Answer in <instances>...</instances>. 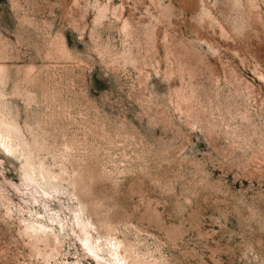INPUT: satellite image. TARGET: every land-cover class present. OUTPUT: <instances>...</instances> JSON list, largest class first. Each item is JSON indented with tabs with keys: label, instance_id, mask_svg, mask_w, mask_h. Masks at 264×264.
Returning <instances> with one entry per match:
<instances>
[{
	"label": "rangeland",
	"instance_id": "1",
	"mask_svg": "<svg viewBox=\"0 0 264 264\" xmlns=\"http://www.w3.org/2000/svg\"><path fill=\"white\" fill-rule=\"evenodd\" d=\"M115 241L264 264V0H0V264Z\"/></svg>",
	"mask_w": 264,
	"mask_h": 264
},
{
	"label": "bare ground",
	"instance_id": "2",
	"mask_svg": "<svg viewBox=\"0 0 264 264\" xmlns=\"http://www.w3.org/2000/svg\"><path fill=\"white\" fill-rule=\"evenodd\" d=\"M54 219V218H53ZM79 225H81L82 226V228L85 230V237L83 238V243H84V245H85V249H87L88 251H89V253H90V256H91V254L93 255V256H95V258L96 257H100V255H99V251H97V249H98V247H100L99 245L98 246H96L95 245V243H94V241H92L91 240V231H88L89 229L88 228H94L95 230H96V226H94V224L91 222V221H85V219L83 220H79ZM48 228V227H47ZM49 229V228H48ZM40 230H42L43 232L44 231H46L47 229H46V226H42L41 228H40ZM61 230V229H60ZM57 237H58V235H57ZM56 237V239H58ZM100 237H101V235H100ZM103 237V236H102ZM62 239V238H61ZM102 239V238H101ZM59 240H60V237H59ZM59 240H58V242H59ZM106 240V239H105ZM117 240V239H116ZM96 241V240H95ZM107 241H109V240H107ZM56 243V242H55ZM100 243V242H99ZM103 243V242H102ZM108 243V242H107ZM106 243V244H107ZM109 245L107 246V251L110 253V257H111V260H112V264H127V260H126V258L124 257V255L122 254V247H121V242H119V241H115L114 243H108ZM103 246V245H102ZM101 248V247H100ZM103 249V248H102ZM105 249V250H106ZM87 253V252H86ZM92 256V257H93ZM102 258V257H101ZM99 259V258H98ZM104 259V258H103ZM107 260V259H106ZM108 261V260H107ZM106 261V262H107ZM127 261V262H126ZM111 262V261H110ZM109 262V263H110Z\"/></svg>",
	"mask_w": 264,
	"mask_h": 264
}]
</instances>
